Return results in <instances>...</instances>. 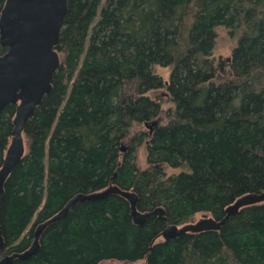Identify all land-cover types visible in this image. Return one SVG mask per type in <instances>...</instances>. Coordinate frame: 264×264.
<instances>
[{"label":"trees","instance_id":"16d2710c","mask_svg":"<svg viewBox=\"0 0 264 264\" xmlns=\"http://www.w3.org/2000/svg\"><path fill=\"white\" fill-rule=\"evenodd\" d=\"M67 3L52 89L5 183L3 254L29 250L37 227L77 194L117 185L136 193L139 211L163 208V218L136 222L119 193L80 201L15 264H264V203L220 230L162 237L168 224L220 220L239 197L264 191V0ZM218 26L238 36L229 57L214 54ZM157 89L166 90L160 99L149 95ZM16 112L10 104L0 114V168ZM153 122L122 150L136 124ZM145 140L141 168L135 152Z\"/></svg>","mask_w":264,"mask_h":264},{"label":"water","instance_id":"95a60500","mask_svg":"<svg viewBox=\"0 0 264 264\" xmlns=\"http://www.w3.org/2000/svg\"><path fill=\"white\" fill-rule=\"evenodd\" d=\"M68 12L67 0H6L0 16V43L7 48L0 56V114L10 104H17L12 140L0 168V210L5 198V183L26 154L24 127L33 116L43 97L52 89L54 73L60 65L56 46ZM156 122L147 124L150 129ZM122 146V150H126ZM119 193L130 199L132 214L136 222L144 224L148 218H163L164 209L141 212L137 209L136 193L113 185L95 193H80L50 219L41 223L35 232L32 247L25 252L3 254L5 242L0 228V264H15L16 260L32 258L40 249V238L44 230L65 218L78 202L105 198ZM264 191L247 193L226 208V215L218 220L203 216L183 226L168 224L162 232L165 240L187 232L220 230L227 220L244 207L263 204Z\"/></svg>","mask_w":264,"mask_h":264},{"label":"rangeland","instance_id":"374dc122","mask_svg":"<svg viewBox=\"0 0 264 264\" xmlns=\"http://www.w3.org/2000/svg\"><path fill=\"white\" fill-rule=\"evenodd\" d=\"M217 31V41L215 44V48H214V54L216 55V57H229L232 53L233 48L236 46L238 39V36H234L232 34H230L229 30L227 28H225L224 26H218L216 28ZM156 71L159 74H162L164 76L165 79H169V69L167 67H162V66H157L156 67ZM166 93L165 89H157V90H153L149 92V95L154 98V99H160L162 97L163 94ZM141 129H146L149 130V126L146 125H135L134 128L131 130L128 138L126 139L124 146L127 147L128 144H130V142L133 140V138L136 136V133L141 130ZM151 130V129H150ZM136 162L138 164V166H140L141 168H147L148 167V161H147V141L145 140V142L139 144L136 146ZM168 173H173L174 170L167 168ZM203 215L199 214L196 216L195 221L199 220L200 218H202ZM103 264H120L118 262H105Z\"/></svg>","mask_w":264,"mask_h":264}]
</instances>
